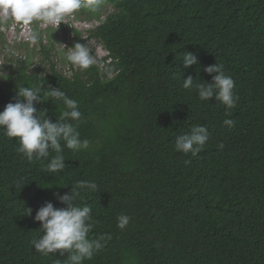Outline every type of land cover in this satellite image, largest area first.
<instances>
[{
    "label": "trees",
    "instance_id": "trees-1",
    "mask_svg": "<svg viewBox=\"0 0 264 264\" xmlns=\"http://www.w3.org/2000/svg\"><path fill=\"white\" fill-rule=\"evenodd\" d=\"M106 1L113 11L86 38L71 24L82 21L77 13L62 27L75 43L100 44L92 67L72 65L68 75L52 61L53 46L42 45L37 67L18 59L0 79V111L15 102L16 88L59 87L78 101V130L91 142L65 148L67 167L55 174L18 153L0 129V264H64L67 253L33 249L42 235L34 217L47 202L65 207L57 195L80 180L98 184L77 200L98 222L89 238L111 235L84 264H264V0ZM79 12L89 13L82 22L101 18L96 9ZM7 24L0 20V30ZM185 52L198 65L184 68ZM215 63L235 81V109L182 87L188 76L211 82L204 68ZM55 103L35 107L55 122L63 111ZM226 118L236 121L231 129ZM195 125L208 128L206 146L196 156L175 151L176 137ZM122 213L131 217L123 230Z\"/></svg>",
    "mask_w": 264,
    "mask_h": 264
},
{
    "label": "clouds",
    "instance_id": "clouds-1",
    "mask_svg": "<svg viewBox=\"0 0 264 264\" xmlns=\"http://www.w3.org/2000/svg\"><path fill=\"white\" fill-rule=\"evenodd\" d=\"M99 4H85L83 0H0V14L11 16L14 21L23 25H30L33 21H41L47 25L59 26L66 17L72 21L75 13L84 7L95 10ZM8 23V22H6ZM13 23V21H11ZM74 27L88 35V31L95 27L94 23L82 22L76 19ZM3 27L10 28L7 25ZM44 29L47 27H43ZM29 30L31 43L36 44L39 34ZM82 34V33H81ZM103 51V50H102ZM103 55V54H102ZM67 60L71 65L82 70H87L96 64V60L85 43H75L67 50ZM182 63L184 68L198 65V57L195 53L185 52ZM204 72L212 77L211 82L195 79L188 76L183 79L182 87L186 90L195 88L201 101L208 102L213 98L223 104L226 110L235 109L239 97L235 94V81L226 75L223 64L207 66ZM51 100L62 102L63 111L59 113L55 122L47 116L46 111L37 110L36 104ZM227 117L231 111H226ZM83 123V114L79 110L76 99L70 98L59 87H44V84L34 86H21L16 88L15 102L8 103L3 111H0V129L5 134L16 139L18 147L16 151L23 154L29 160H37L43 163L45 171L55 173L64 171V150L73 152L88 150L91 142L81 139L78 130ZM236 121L231 118L223 120V125L231 129ZM209 140V131L206 126L195 125L187 134H182L175 139V151L192 156L198 155ZM54 153V155H53ZM46 162V163H45ZM190 164L191 161L185 162ZM82 191L95 193L98 184L94 180H80L71 185V191L63 195H57L59 202L65 207L56 208L51 202L45 203L36 212L34 220L39 222L42 235L31 243L33 249L45 256L59 251L61 256L67 253L64 264H84L91 260L95 254L102 251L107 242L111 240L110 234H104L96 239L89 238L96 223L90 205L77 203ZM31 216L32 210L26 209ZM131 222L127 214L117 217V227L125 229ZM57 264H60L57 261Z\"/></svg>",
    "mask_w": 264,
    "mask_h": 264
},
{
    "label": "rangeland",
    "instance_id": "rangeland-1",
    "mask_svg": "<svg viewBox=\"0 0 264 264\" xmlns=\"http://www.w3.org/2000/svg\"><path fill=\"white\" fill-rule=\"evenodd\" d=\"M90 1L86 4L97 2L99 4L96 10L101 14V18L98 22H94V25H98L105 19L108 13L113 11V7L106 0ZM89 9L91 8L87 7V11ZM76 13L78 15V19L82 21L86 20V16L89 14L88 12L81 13L79 11ZM69 17H66L63 23L57 27L44 24L41 21H33L30 25H23L22 23L14 21L10 15L6 17L3 14H0V20L2 23L8 22L7 25L10 26V28L2 27L0 30V79L2 76H5L8 72H10V65L15 64L18 59L26 60L28 57L32 62L31 67H37L43 59L42 45L49 46L50 48L53 46V50L51 52L52 61L57 64L59 69H66L67 74L71 75V71L68 69H70L72 65L67 60V50L75 44L74 34L62 31V27L69 24ZM11 21H13V23H11ZM43 27L47 28L44 29ZM28 28L31 29V33L37 32L39 34V40L36 44L31 43L29 39V30H27ZM81 33L82 37L86 38V34L83 32ZM14 39H16L15 42ZM20 40H28L29 42L28 44H25L20 42ZM86 44L90 48L91 52H95L96 55L103 54L99 43L95 41H87ZM10 62H12V64ZM42 67V70L46 71L49 68V63L47 62L42 64Z\"/></svg>",
    "mask_w": 264,
    "mask_h": 264
},
{
    "label": "built area",
    "instance_id": "built-area-1",
    "mask_svg": "<svg viewBox=\"0 0 264 264\" xmlns=\"http://www.w3.org/2000/svg\"><path fill=\"white\" fill-rule=\"evenodd\" d=\"M69 23H71V20L69 19ZM72 24V26L74 27L75 25H74V23H71ZM54 26V25H53ZM74 28H76V27H74Z\"/></svg>",
    "mask_w": 264,
    "mask_h": 264
}]
</instances>
